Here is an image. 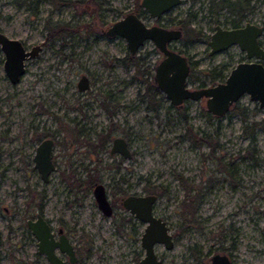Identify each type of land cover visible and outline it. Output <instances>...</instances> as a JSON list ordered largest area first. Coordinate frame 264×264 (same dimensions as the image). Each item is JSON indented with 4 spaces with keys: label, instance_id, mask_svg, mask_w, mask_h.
Returning <instances> with one entry per match:
<instances>
[{
    "label": "rangeland",
    "instance_id": "1",
    "mask_svg": "<svg viewBox=\"0 0 264 264\" xmlns=\"http://www.w3.org/2000/svg\"><path fill=\"white\" fill-rule=\"evenodd\" d=\"M246 1L252 6L247 17L264 25V0ZM28 2L0 0L1 31L27 46L41 45L37 55L25 60V72L15 83L3 70L0 49V264H50L26 225L36 211L55 232L60 226L69 236L77 256L73 264H136L143 255L145 223L125 210L118 196L149 190L157 195L155 214L166 220L172 234V247L154 246L162 264H210L217 251L232 264H264V107L243 93L221 116L208 117L202 111L205 97L188 98L179 105L185 118L175 106L168 107L171 102L162 92L156 110L148 108L140 96L144 77L152 79L148 71L154 73L161 51L144 40L131 55L139 59L142 73L137 74L134 64L121 60L130 55L126 39L104 34L113 21L136 8L135 0H39L36 13ZM188 11L195 15L168 45L188 57L189 87L220 82L241 53L234 45L209 53L208 37H196L215 24L208 0H181L165 13L162 24L174 27ZM218 13V22L227 25L224 16L229 12L220 8ZM141 16L148 25L159 23ZM46 18L67 23L70 31L49 36ZM260 39L264 44V28ZM81 74L87 75L90 87L79 91ZM234 105L241 111H233ZM72 118L85 123L78 143L72 137ZM254 121L261 123L250 128ZM38 122L61 127L55 134L58 168L47 181L31 160V124ZM108 129L112 136L126 137L131 158L117 163L108 143L96 152L86 144L98 143ZM188 132L206 135L216 145L198 144ZM95 168L113 203L109 215L101 212L91 189L70 184ZM120 176L125 178L121 192L114 186ZM56 252L67 261L68 256Z\"/></svg>",
    "mask_w": 264,
    "mask_h": 264
},
{
    "label": "water",
    "instance_id": "2",
    "mask_svg": "<svg viewBox=\"0 0 264 264\" xmlns=\"http://www.w3.org/2000/svg\"><path fill=\"white\" fill-rule=\"evenodd\" d=\"M180 0H140L149 15L155 18L169 10ZM263 25L253 22L246 23L239 28H224L217 24L215 30L207 40L209 53L224 50L232 43H236L245 50L250 61L237 62L230 68L224 80L209 85L189 87L187 76L190 71L189 59L178 50L169 47V42L181 37V27H166L156 23L148 25L143 16L130 10L123 14L120 19L113 21L105 30L106 36L119 35L126 39L127 49L132 55L144 40L150 39L162 53L160 59L154 65L152 80L160 91L169 99L172 105L178 106L184 100L198 99L205 97L206 110L216 116H221L231 107V104L239 99L243 93H247L251 99L258 101V105L264 107V47L257 43V36L260 35ZM41 45L35 43L29 47L17 37H11L0 29V49L4 55L3 70L11 83H15L25 72V60L37 55ZM78 89L89 87L88 77L81 74L77 80ZM51 138H43L35 148L33 161L39 172L40 178L47 181L54 169ZM110 152H119L124 157L130 155L126 139L115 135L110 145ZM94 200L97 202L101 212L109 215L112 212V205L108 199L107 192L101 182H95L93 186ZM154 192L129 193L122 198V205L130 211L139 221L145 223L140 236L143 247V255L136 264H162L155 251L156 243H163L166 248L173 246L172 234L169 226L162 218L155 214L153 205L157 200ZM26 225L32 235L36 237L37 251L44 255L50 264H73L77 261L75 247L72 245L69 236L62 228L57 231L55 237L49 220L41 212L26 220ZM56 249L64 253L67 261L60 257ZM210 264H232L229 256L225 253L216 252L210 257Z\"/></svg>",
    "mask_w": 264,
    "mask_h": 264
},
{
    "label": "flooded vegetation",
    "instance_id": "3",
    "mask_svg": "<svg viewBox=\"0 0 264 264\" xmlns=\"http://www.w3.org/2000/svg\"><path fill=\"white\" fill-rule=\"evenodd\" d=\"M181 1V0H180ZM179 1V2H180ZM208 2H209V0H208ZM139 4H140V1H139ZM209 4H210V2H209ZM252 6L250 5L249 6V8H251ZM173 8V7H172ZM221 8H224L225 10H227L228 12H229V14L227 15V16H224V19L226 20V24L227 25H225L223 22L221 23V22H218L219 20H218V16L220 15L219 13H218V11L220 10V8H217L214 12H212V10H211V13H212V16H213V19H214V22H215V24L213 25V28H212V30L209 32V33H207V34H204V33H201V37H204V38H207L208 37V39L210 38V35H211V33L215 30V27L217 26V24H220L222 27H224V28H239V26H243V25H245L246 23H249V22H253V23H255V24H257V25H263V23L261 22V21H254V20H252V19H250V18H248L247 17V12H248V10H249V8L248 9H246V8H244V9H241V8H236L234 11H230V10H228V9H226L225 7H221ZM171 9V8H170ZM169 9V10H170ZM140 10H142V13L141 14H138V15H145V14H147L148 16H150L149 15V13H148V11H147V9L144 7V6H140ZM169 10H167V11H169ZM132 11H134L133 9H132ZM167 11H165V12H163L159 17H157V18H155V17H153V16H150L151 18H154V20L155 21H158L159 23H156V24H158V25H160V26H165V24L163 23L162 24V20H163V17L165 18V20H166V15H165V13L167 12ZM135 12V11H134ZM135 13H137V12H135ZM176 26H180L181 27V31H182V25H180V23L178 22V20L176 21ZM175 26V25H174ZM166 27H168V26H166ZM263 27H264V25H263ZM263 30V29H262ZM261 33H262V31H261ZM261 33H260V35H261ZM105 34V33H104ZM260 35H258L256 38H257V43H259V45L260 46H262V47H264V44L262 43V40L260 39ZM207 39V40H208ZM232 45H234V46H236L237 48H238V50H239V53H241L240 55V58L238 59V61L237 62H240V60L241 61H250L251 59H255L254 57H251V58H248L247 57V55L245 54V50H243L242 48H240V46L238 45V44H236V43H232L231 45H229V46H232ZM27 47H29V46H27ZM229 48V47H228ZM228 48H226V49H228ZM236 62V63H237ZM189 64H190V61H189ZM230 71V70H229ZM227 75V74H226ZM224 80V79H223ZM77 83V82H76ZM88 83H89V80H88ZM198 86H200V85H198ZM89 87H90V83H89ZM88 87V88H89ZM88 88H85V89H88ZM77 89H78V87H77ZM79 90V89H78ZM81 90V89H80ZM79 90V91H80ZM162 92V91H161ZM165 96V95H164ZM179 105H181V104H179ZM58 120H60V118L58 117L57 118ZM72 122L73 123H75V125L73 126L74 127V130H73V133H72V137H73V140H74V142H76V143H78V142H80V140H79V136H81L82 134H84L85 132H86V129H85V127H84V121L81 119H77V118H72ZM31 129H32V133H34V140H35V143H34V147H33V152L31 153V160L33 161V155H34V153H35V148H36V146L39 144V142L43 139V138H51L52 140H53V142H52V146H51V149H52V155H51V160H53V163H54V169L53 170H56L57 168H58V160H56V154H55V152H56V149H55V147H56V144H57V138L55 137V134H56V132L58 131V130H60L61 129V127H59L58 129L56 128V129H54V128H51V127H49L48 128V126H46V125H44V124H42V123H39L38 122V124L37 123H35V124H31ZM39 131V132H38ZM36 132H37V134H36ZM115 136V135H114ZM114 136H112L110 133L107 135L106 134V132H103V133H100V138H101V141H99V143L101 142V147H99V143H95V142H93V143H86V144H88L89 146L91 145V147H93V152H96V150L97 149H99V148H103V149H105L106 148V144L108 143V151H109V154L110 155H114V154H117L118 155V157H119V159L116 161L117 163H120V161H122L123 159H125L126 160V158H131L132 156H131V149H130V146H129V144H128V140L126 139V137L125 136H122V135H120V136H122L124 139H126V142H127V146H129V149H130V155L127 157H124L122 154H120L119 152H114V153H111L110 152V149H111V147H110V145H111V143H112V140H113V138H114ZM103 149H101V150H103ZM116 164V163H115ZM33 169H36V167H35V161H33ZM90 170H92L91 168H89ZM96 169V168H95ZM52 170V171H53ZM36 171H37V169H36ZM73 171L74 170H71V173L73 174ZM90 173V175H89V177H91L92 179H91V181H90V183H89V185L87 186V183H84V184H81V186L78 184V181H76V179L77 178H73V180L71 181V185L72 186H76V187H78V189H80V190H85V189H91V191H92V189H93V186H94V184H95V182H101L103 185H104V189L106 190V192L108 191L107 190V188H106V183H105V181L102 179V177H101V175L98 173V169H96L93 173L92 172H89ZM74 175V174H73ZM73 175H68L67 177H69V178H72L73 177ZM87 176V175H86ZM67 177H65V178H67ZM86 178H88V176L86 177ZM85 179V178H84ZM122 180H124L125 181V178H123V176H120L119 177V180H116L115 181V188L116 189H118L120 192L122 191V190H124L123 188H122V186H121V181ZM149 192H152V191H149ZM149 192H144V193H149ZM92 193H93V191H92ZM130 193V192H129ZM129 193H127L126 191H124V193H122L121 192V194L118 196V200L120 201V203L122 204V198L124 197V196H126V195H128ZM107 196H108V192H107ZM108 199H109V197H108ZM110 201V200H109ZM111 202V201H110ZM111 205H112V209H113V203L111 202ZM123 206V205H122ZM124 208V207H123ZM125 209V208H124ZM126 210V209H125ZM36 212H39V211H36ZM36 212H34V214H32L30 217H27L26 218V220L28 219V218H32V217H34L35 216V213ZM113 212V211H112ZM111 212V213H112ZM50 222V221H49ZM52 226V225H51ZM52 228V227H51ZM59 228H62V227H58V229ZM58 229H57V231H58ZM63 230V229H62ZM52 231L54 232V235H55V237H57L58 235H57V231L55 232L54 230H53V228H52ZM232 262V261H231Z\"/></svg>",
    "mask_w": 264,
    "mask_h": 264
},
{
    "label": "trees",
    "instance_id": "4",
    "mask_svg": "<svg viewBox=\"0 0 264 264\" xmlns=\"http://www.w3.org/2000/svg\"><path fill=\"white\" fill-rule=\"evenodd\" d=\"M38 1L39 0H29L28 2V6L30 8V10H32V12L36 13L37 10V6H38ZM53 3L55 4H61V3H73L76 2V0H52ZM210 4H209V8L210 10H212V12H214L217 8H221V7H225L226 9L230 10V11H234L236 8H241V9H248L249 8V2H247L246 0H209ZM135 6L136 8H134L133 10L135 12H137V14H141L142 10H140V4L138 2V0H135ZM143 14V13H142ZM194 13H191L190 11L187 12V16L184 18V20H178V22L184 27L186 22H188V19L192 16H194ZM172 18L170 17L168 22H171ZM60 21H55V22H51L50 18H46V29L48 31V35L52 37L53 36H58V37H63L65 35H67V33L70 31L68 29V24L67 23H59ZM196 37L200 38L201 33L196 32L195 33ZM195 37V38H196ZM123 62L125 64H134L136 66V73H142V71H140L138 69L139 66V59L134 58L133 56L128 55L126 57H122ZM148 70V69H146ZM149 74L152 76V72L150 73V70L148 71ZM145 80L147 81L145 86H144V92L140 95L141 98H143V100L146 102V106L148 108H151L153 110H156L157 106L160 105L161 101L160 98H162V92L159 90V88L157 87L156 83H154V81L151 78H147L144 77ZM189 78L191 80H195L196 78L193 75H190ZM199 85H203V83H199ZM174 107V105L169 104L168 107ZM177 111H180L182 113V115L186 118V113L184 111V108L181 106H175ZM233 111H241V108H239L238 106L234 105L232 107ZM203 113L210 117L211 113L206 110V109H202ZM211 116H216V115H211ZM218 117V116H216ZM244 118V117H243ZM261 121H254L250 126V128H253L256 124H260ZM247 125L244 124L243 127H246ZM111 129H108V131H106V134L108 135L110 133ZM250 132V131H249ZM187 135H191L192 137H194L195 142L198 144L201 143H207L209 144V146L211 147V149L216 145V143L211 142L210 139L208 138V136L206 135H201L199 137H196V133L195 132H188ZM99 141H101V138H99ZM99 147H101V142L98 144ZM91 148V150H93V147H91V145L89 146ZM90 173L88 172L87 176L88 178H85L84 180H80V179H76V181H78V184L81 186V184L87 183V186L89 185L90 181H91V177H89ZM86 176V177H87ZM152 191L153 190H149ZM184 201V200H183ZM187 206H190V203L187 202L186 203ZM191 208V207H190ZM189 208V209H190ZM193 209L190 210V212H192ZM192 253L194 255H196L194 249H191Z\"/></svg>",
    "mask_w": 264,
    "mask_h": 264
}]
</instances>
